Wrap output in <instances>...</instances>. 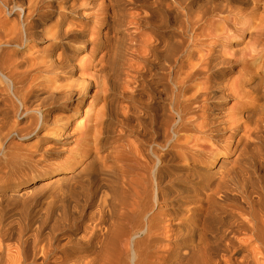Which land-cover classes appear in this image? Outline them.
Wrapping results in <instances>:
<instances>
[{"label":"bare ground","instance_id":"6f19581e","mask_svg":"<svg viewBox=\"0 0 264 264\" xmlns=\"http://www.w3.org/2000/svg\"><path fill=\"white\" fill-rule=\"evenodd\" d=\"M110 6L0 0V264H264V0L159 4L168 32L155 10L123 24ZM119 34L116 119L135 141L105 155L115 124L85 108ZM27 116L64 142L41 175L18 143Z\"/></svg>","mask_w":264,"mask_h":264},{"label":"rangeland","instance_id":"374dc122","mask_svg":"<svg viewBox=\"0 0 264 264\" xmlns=\"http://www.w3.org/2000/svg\"><path fill=\"white\" fill-rule=\"evenodd\" d=\"M27 2V0H22ZM106 1V0H99ZM191 0H107V4L111 3V9L115 13L116 23H120V21H124L123 24H127L130 17L138 18L143 11H147V9L157 11V7L159 4H163L169 7H173V9H180L181 4L186 5ZM55 2V1H51ZM125 4V7H124ZM121 8L123 10H121ZM175 10H171L170 12L164 14L161 12L156 13V20L159 24H169L170 29L165 28L164 32H168L169 30H173L176 28V18H175ZM168 15V16H167ZM139 34H135L133 38L139 37H147L150 33L149 30L140 29ZM116 35L115 33L113 36ZM38 49L40 51L50 50L54 47L53 42L50 39L43 40L41 42L36 43ZM126 45V46H125ZM108 56L103 59L101 65L105 66V72L102 74L104 78L106 75H110L113 78V82L106 84L105 89L103 87V94H99V97L91 96L89 99V103L86 105L85 110L90 111V114L95 113L96 111H100V114L103 115V120L105 125L115 124L114 131L110 132L107 136L103 135L104 143L106 144L105 148L102 151V154H108V152H115L120 149H126L127 145L134 142L135 139L133 137L128 136L129 132L126 127L122 126L121 123L118 122V119H121L120 111L122 108L128 105L127 95L124 93V88L126 85V75L123 74L122 64L123 61H129V55L127 52V43H125L124 38L119 34L118 37L112 39L108 44ZM92 56L88 54L86 51H82L78 55V59L86 60L90 59ZM264 75V70L260 73ZM263 78V77H262ZM264 79V78H263ZM164 82L158 83L157 85L162 86ZM162 88V87H160ZM97 89L94 87L92 92ZM165 96V95H163ZM232 101L228 102V105H232ZM118 116V119H116ZM85 120V116L77 119L74 128L77 129V126H80L81 122ZM101 127V126H100ZM111 127V126H110ZM41 128L36 134L32 133L31 122L30 119L24 118L22 120L18 119V133L19 135L30 134L28 140L18 141L20 145H22V149L27 152L29 156L34 157V161H32V166L30 169H36V174L41 175L44 173V169H49L57 156L53 151L54 145L62 146L64 142L59 140L58 137H55L54 134L49 131V127ZM44 129V130H43ZM108 129V128H107ZM105 132V130L103 131ZM41 135L40 138L37 139V135ZM42 134H45L47 139L42 140ZM62 139V138H61ZM235 158V157H234ZM110 163V161H109ZM66 174H71V172H67ZM55 175V174H54ZM67 175V176H68ZM54 177L48 176L46 178L47 181L52 180ZM39 181V180H38ZM40 182V181H39ZM32 203V202H30ZM22 208V205H21Z\"/></svg>","mask_w":264,"mask_h":264}]
</instances>
